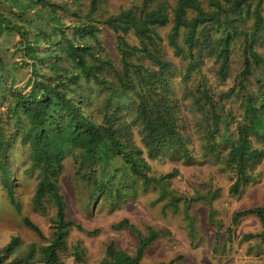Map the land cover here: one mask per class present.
I'll use <instances>...</instances> for the list:
<instances>
[{"label": "trees", "instance_id": "1", "mask_svg": "<svg viewBox=\"0 0 264 264\" xmlns=\"http://www.w3.org/2000/svg\"><path fill=\"white\" fill-rule=\"evenodd\" d=\"M77 1L0 0V85L22 68L28 74L24 89L15 93L14 100L5 107L6 118L21 123L22 142L28 147L29 170L37 173L31 200L33 209L39 213L51 207L55 209L51 221L53 233L47 244L39 249L30 245L18 253L23 244L19 238H11L0 249V264H64L61 253L68 250V231L72 228L82 231L81 226L67 218L59 186L67 156L73 158L76 176L91 201L105 196L116 203L153 187L158 193V202L166 201L165 208L172 213L180 211L181 198L163 187L164 181L176 177L177 170L156 178L151 175L145 158L153 159L160 152L176 154L184 144L178 101L173 96L175 67L161 54L162 38L156 30L169 22L165 6L147 10L155 0H143L139 12L121 8L115 15L100 17L101 0H90L88 11L80 16L75 7ZM176 4L167 43L175 57L187 62L182 83H187L193 72L199 73L203 50L214 55L219 64L217 75L225 81L230 47L236 36L244 34L238 23L244 17H252L251 32L245 38L240 83L215 100L200 77L198 88L191 93L203 114L199 126L203 154L219 161L232 173L234 180L229 192L236 196L253 180L254 170L264 158V150L253 144V141L264 144V91H257L254 99L244 85L253 67L260 69L264 77V58L253 48L264 28L261 12L264 0H212L208 11L197 0H176ZM100 26L116 35L120 70L98 54L102 50L97 36ZM129 33L137 39L138 46H130L126 41ZM8 36L17 38L16 43L7 44L5 37ZM85 38L95 45L82 41ZM10 55L17 56L20 65L14 63L8 69L6 57ZM134 58L145 60L147 65L134 64ZM60 62L67 63L68 68L59 65ZM82 82L98 87L103 96L99 120L90 114L94 91L89 86L84 94ZM235 93L241 94L245 102L240 120L232 130L224 102ZM135 128L145 153L133 142ZM1 130L0 127V184L11 191L13 179L5 168L7 155L1 146L6 141ZM190 157L184 149L182 158ZM190 202L184 201L182 205L186 211ZM207 203L211 206L210 199ZM248 215L259 220L262 232L247 238L264 239V206L237 213L232 224ZM208 218L217 231L222 228L211 207ZM22 222L43 238L29 218L23 217ZM113 228L135 232L138 248L130 255L110 242L99 264H140L143 253L155 241L168 236L164 231L149 228L147 235L141 237L137 227L128 220ZM97 233V230L86 232L89 236ZM189 234L194 245L193 231ZM71 257L78 264L83 261L84 251L79 244L73 247ZM160 264L178 263L172 260Z\"/></svg>", "mask_w": 264, "mask_h": 264}, {"label": "rangeland", "instance_id": "2", "mask_svg": "<svg viewBox=\"0 0 264 264\" xmlns=\"http://www.w3.org/2000/svg\"><path fill=\"white\" fill-rule=\"evenodd\" d=\"M80 1V3H78ZM75 4L80 16L88 11L90 0H78ZM208 11L211 9L212 0H197ZM143 0H101L98 16L107 17L117 14L121 8L132 9L139 12ZM255 4V2H253ZM81 7H78V5ZM159 5L165 6L169 22L164 27L156 28L162 38L160 46L161 54L165 59L174 64L173 92L178 101L179 115L183 131V149L178 153L160 152L155 158H145L151 168V175L159 178L177 170L175 178L163 182L167 191L173 192L180 200V211L172 213L165 208L166 201L158 202V193L153 187L146 191H137L135 196L111 203L105 196H100L91 201L84 186L76 176V165L71 156L63 160L64 170L59 180L61 193L66 203L67 218L76 225L81 226L82 231L72 228L68 231L66 241L68 250L61 253L64 264H78L71 257L73 247L79 244L84 251V258L80 264H99L104 257L106 246L113 242L118 250L134 255L138 248L137 234L130 229L113 228L122 220H128L137 227L141 237L147 235L148 229L164 231L168 236L155 241L144 253L140 264H160L162 262L177 261L178 264H264V239L260 237L247 238L250 235H259L262 232L259 220L255 216H244L232 224L235 215L247 209L264 206V158L256 166L253 180L244 187L239 195L229 192L234 177L219 161L203 154L202 134L199 131L202 120V111L194 103L191 93L198 88L199 79L203 77L210 95L218 100L228 90L240 83L243 71L245 38L250 34L252 17H244L238 23V27L244 34L235 37L230 47V66L228 78L222 81L217 71L219 64L214 55L203 50L199 73L193 72L187 83H182L187 62L175 57L173 50L168 46L167 37L170 34L176 0H155L147 10H153ZM264 17V7L261 8ZM98 36L102 50L98 54L104 60L111 62L112 66L120 70L121 61L116 48V35L108 28L100 26ZM183 35V34H181ZM218 35V34H216ZM130 46H138V41L131 33L125 36ZM7 44L16 43L17 38L5 37ZM82 41L95 42L89 38ZM254 50L264 58V28L256 39ZM8 69L21 60L17 56H7ZM134 64H145L143 59L132 60ZM61 66L68 68V64L60 62ZM19 67V66H17ZM19 71V70H18ZM260 69L252 68V75L244 85L247 92L253 94L264 91V77ZM27 69L22 68L0 85V127L5 135L6 143L1 146L7 155L5 168L12 176L11 191L0 184V249L5 247L11 238H19L23 247L34 245L37 249L45 246L53 233L52 219L55 215L53 207L45 213L36 212L31 204L37 173L29 170L28 147L22 141L21 123L14 118L7 119L5 107L14 100V94L22 91L27 80ZM109 78H112V73ZM91 85L84 82L80 84L81 91L87 94ZM92 87V86H91ZM94 94L91 96L93 104L90 114L97 120L103 113V96L98 87H92ZM242 95L235 93L225 100L226 118L232 130L240 120L244 100ZM122 114V113H121ZM123 120V116L119 117ZM126 119V118H124ZM130 119V118H128ZM138 128L133 130V142L143 149ZM255 147L264 150V144L253 141ZM187 149L190 159L182 158L183 150ZM207 199H210L211 206ZM191 200L190 206L185 210L184 201ZM210 207L215 211V218L222 223V228L209 222ZM23 217L29 218L42 232L43 238H39L28 230L22 222ZM97 230L98 233L89 236L86 232ZM190 230L193 231L195 244L191 245Z\"/></svg>", "mask_w": 264, "mask_h": 264}]
</instances>
